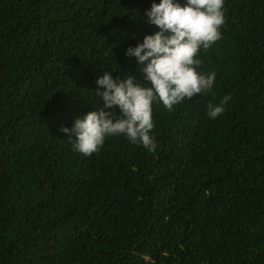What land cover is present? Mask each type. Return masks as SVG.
Returning <instances> with one entry per match:
<instances>
[{"label":"trees","instance_id":"obj_1","mask_svg":"<svg viewBox=\"0 0 264 264\" xmlns=\"http://www.w3.org/2000/svg\"><path fill=\"white\" fill-rule=\"evenodd\" d=\"M153 3L0 0V264H161L166 254L209 264L188 243L214 264L245 253L241 264H264V0H225L223 38L200 53L214 86L173 112L153 105L155 151L115 138L85 158L61 131L103 108L96 81L105 73L147 85L126 52L159 31L145 15ZM37 70L46 83L34 108L45 128L23 130L9 118L8 92ZM225 96L224 113L210 118L208 105ZM184 196L194 225L165 217L166 236L147 207L170 199L176 208Z\"/></svg>","mask_w":264,"mask_h":264},{"label":"clouds","instance_id":"obj_2","mask_svg":"<svg viewBox=\"0 0 264 264\" xmlns=\"http://www.w3.org/2000/svg\"><path fill=\"white\" fill-rule=\"evenodd\" d=\"M224 5L225 0H187L184 6L174 0H160L159 4H152L145 15L159 31L146 35L142 43L128 48L126 52L127 56L135 57L137 64L143 66L140 71L147 85L135 83L131 76L117 81L110 73H105L96 81L99 86L96 95L102 97L103 108L77 118L71 129H61L70 140L74 138L73 149L81 157H94L96 160L98 154L115 138L122 144L121 139L134 145L140 144L148 151L156 150L153 105L162 102L166 110L173 112L185 100L208 93L214 86L215 73L206 75L200 71L203 64L200 53L208 52L223 38L222 29L226 24ZM40 72L34 71L22 86L8 92L13 96L7 98L14 103L9 118L17 117L23 130L45 128L34 108L38 92L42 94L45 91L46 81L41 83L43 77L39 76ZM99 88L105 90L101 92ZM230 99V96H225L220 106L210 103L207 115L212 119L222 115L223 105ZM115 109L119 110L118 114ZM56 137L62 148L66 140L58 135ZM67 155L62 153L65 159ZM257 188L263 190L257 201L261 206L262 200L264 202V185H257ZM147 209L166 236L170 233L166 228V218L175 217L178 221L194 225L195 203L185 196L176 208L167 199L165 208L149 206ZM252 212L255 210L252 209ZM158 216L162 218L157 221ZM259 217L260 213L256 211V222H263ZM200 237L207 241L211 238L203 233ZM184 246L194 251L198 258L214 264L210 254L201 250L202 245L188 243ZM188 256L198 264L195 256ZM180 258L176 254H166L161 264H180ZM246 259L247 253L240 256L236 264Z\"/></svg>","mask_w":264,"mask_h":264}]
</instances>
